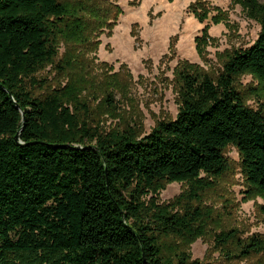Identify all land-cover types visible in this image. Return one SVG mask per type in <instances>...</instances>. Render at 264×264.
Listing matches in <instances>:
<instances>
[{"label":"trees","instance_id":"1","mask_svg":"<svg viewBox=\"0 0 264 264\" xmlns=\"http://www.w3.org/2000/svg\"><path fill=\"white\" fill-rule=\"evenodd\" d=\"M234 2L260 24L257 39L226 54L214 74L182 67L176 117L141 136L93 124L74 82L50 89L37 77L48 64L58 74L71 64L56 61L57 39L82 6L0 0V264H205L165 245L204 234L203 195L229 171L228 146L264 213V107L246 104L238 87L246 73L264 84V1ZM112 8L97 3L100 26L116 19ZM167 182L186 188L160 203ZM239 234L216 232L214 245L264 254V238Z\"/></svg>","mask_w":264,"mask_h":264},{"label":"rangeland","instance_id":"2","mask_svg":"<svg viewBox=\"0 0 264 264\" xmlns=\"http://www.w3.org/2000/svg\"><path fill=\"white\" fill-rule=\"evenodd\" d=\"M76 2L69 0L72 10L82 6L79 22L70 23L57 39L56 61L71 64L62 74L48 64L37 77L45 78L50 89L74 82L91 122L107 132L132 126L142 136L159 120L174 119L179 70L186 66L214 74L226 54L250 47L260 32V24L247 18L234 0ZM102 2L112 5L116 18L103 27L97 23V3ZM238 87L246 104L264 107V84L253 75H241ZM225 155L229 171L203 195L202 206L209 214L201 227L204 234L189 241L172 238L166 249L185 251L205 264H264V254L242 258L235 255V245L221 249L214 245V233L231 228L240 230L242 240L252 235L264 238V213L258 208L263 199L256 190L248 191L237 150L228 146ZM185 188L184 182L164 183L158 201L170 202Z\"/></svg>","mask_w":264,"mask_h":264},{"label":"water","instance_id":"3","mask_svg":"<svg viewBox=\"0 0 264 264\" xmlns=\"http://www.w3.org/2000/svg\"><path fill=\"white\" fill-rule=\"evenodd\" d=\"M18 136H19V135L17 134L15 138L17 139V138H18Z\"/></svg>","mask_w":264,"mask_h":264}]
</instances>
